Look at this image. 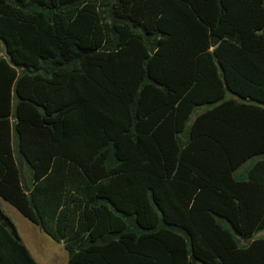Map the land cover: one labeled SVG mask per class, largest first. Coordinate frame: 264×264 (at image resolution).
Here are the masks:
<instances>
[{"label":"trees","instance_id":"1","mask_svg":"<svg viewBox=\"0 0 264 264\" xmlns=\"http://www.w3.org/2000/svg\"><path fill=\"white\" fill-rule=\"evenodd\" d=\"M0 42V199L66 264H264V0H0Z\"/></svg>","mask_w":264,"mask_h":264},{"label":"rangeland","instance_id":"2","mask_svg":"<svg viewBox=\"0 0 264 264\" xmlns=\"http://www.w3.org/2000/svg\"><path fill=\"white\" fill-rule=\"evenodd\" d=\"M0 50L3 45L0 42ZM205 107H198L190 115L186 124L189 127L195 116L203 112ZM248 164L244 165V168ZM27 175V174H26ZM0 211L7 217L16 229L19 238L22 239L29 251L34 256L37 264H66L67 254L61 244H58L46 236L37 226L23 218L12 206L0 199ZM264 238V230L257 232L253 239ZM62 247V248H61Z\"/></svg>","mask_w":264,"mask_h":264},{"label":"crops","instance_id":"3","mask_svg":"<svg viewBox=\"0 0 264 264\" xmlns=\"http://www.w3.org/2000/svg\"><path fill=\"white\" fill-rule=\"evenodd\" d=\"M19 236V235H18ZM21 241H22V239H21ZM22 243L24 244V242L22 241ZM58 244H61V243H58ZM25 245V244H24ZM62 245V244H61ZM63 246V245H62ZM25 247L27 248V246L25 245ZM62 248V247H61ZM28 249V248H27ZM63 249H64V247H63ZM28 251H29V249H28ZM64 251H65V249H64ZM66 252V251H65ZM29 253L31 254V256H32V258L35 260V258H34V256L32 255V253L29 251ZM66 259H67V257H66ZM35 262H37L36 260H35Z\"/></svg>","mask_w":264,"mask_h":264}]
</instances>
